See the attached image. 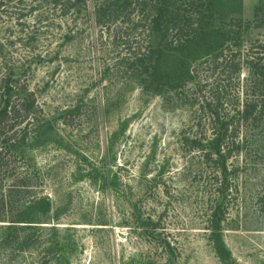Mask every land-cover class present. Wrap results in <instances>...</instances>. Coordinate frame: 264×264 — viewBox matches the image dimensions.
Returning <instances> with one entry per match:
<instances>
[{
    "label": "trees",
    "instance_id": "1",
    "mask_svg": "<svg viewBox=\"0 0 264 264\" xmlns=\"http://www.w3.org/2000/svg\"><path fill=\"white\" fill-rule=\"evenodd\" d=\"M4 5L17 9L18 22L32 14L33 25L52 30L45 48L36 52L37 60H56L58 67L65 62L76 71L94 53L98 76H91L84 90L134 83L143 94L161 95L192 81V91L177 92L197 99L207 118L193 121L180 136V161L174 169L141 176L142 207L125 223L155 248L154 254L120 264H178L185 244L167 232L171 211L178 217V234L203 231L218 256L230 259L224 234L233 226L232 210L243 186L251 187L257 204L264 206V38L250 35L264 27V0L255 4L253 18L232 17L223 28L215 25L212 0H91L90 5L87 0H0ZM59 20L65 23L61 32L54 30L62 26ZM212 29L223 35L222 45L195 65L181 57L183 79L161 72L169 50L188 49ZM75 43V51L65 55L61 47L75 48ZM96 111L95 103L79 95L58 109V118L78 129L92 126ZM38 112L27 78L0 76V264H80L76 224L93 225L96 231L109 223L99 211L95 219L84 217L85 222L60 221L56 201L47 195V183L57 184V165L40 167L22 150L41 133ZM94 170L100 168L90 167L88 173ZM120 184L114 173L108 183L102 178V186H111L117 197ZM186 210L188 222L182 216Z\"/></svg>",
    "mask_w": 264,
    "mask_h": 264
},
{
    "label": "rangeland",
    "instance_id": "2",
    "mask_svg": "<svg viewBox=\"0 0 264 264\" xmlns=\"http://www.w3.org/2000/svg\"><path fill=\"white\" fill-rule=\"evenodd\" d=\"M257 1L212 0L216 27H228L232 17L253 18ZM90 3L87 0V5ZM14 11L17 9L12 6L0 7V76L13 73L28 79L37 95L43 123L41 133L30 137L22 150L40 167L47 163L57 165L53 170L58 177L57 184L47 183L50 186L47 195L56 201L61 222H85L84 217L94 218L99 211L100 217L109 223L96 231L93 225L76 224L81 245L77 255L80 264H120L130 259L135 263L141 257L154 254L155 248L136 234L138 230L129 232L125 223H131L135 217H131V212L142 207L141 176L160 169L167 175L174 169L180 161V136L191 129L193 121L207 118L197 99L177 92L189 88L192 91V81L187 80L184 87L161 95L143 94L134 83L111 90L95 84L84 90L90 77L98 76L94 53L87 56L84 68L76 71L65 62L58 67L56 60H37L35 54L45 48L52 30L33 25L32 14L25 15L26 22H18ZM58 22L62 26L54 30L64 31L65 23ZM250 35L264 38V27L254 28ZM222 38L221 32L212 29L188 49L169 50L161 60V72L171 79H183L180 58L187 56L195 65L217 50L223 43ZM74 47L66 45V50L63 46L61 49L66 55L67 51H75L77 43ZM213 78L209 80L212 82ZM79 95L95 103L97 111L92 126L83 124L74 129L61 122L58 109ZM90 167L100 170L88 173ZM113 173L121 183L118 197L111 186H102V178L108 183ZM189 215L190 211L182 212L187 222ZM232 218L233 226L224 234L231 258L224 261L205 232L188 230L186 234H178V217L171 211L166 218L167 232L185 244L178 264H264V206L257 204L251 187L243 186Z\"/></svg>",
    "mask_w": 264,
    "mask_h": 264
}]
</instances>
